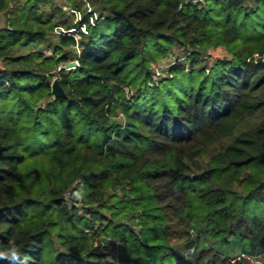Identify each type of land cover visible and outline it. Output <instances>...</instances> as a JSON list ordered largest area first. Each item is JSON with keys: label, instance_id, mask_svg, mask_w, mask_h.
<instances>
[{"label": "trees", "instance_id": "16d2710c", "mask_svg": "<svg viewBox=\"0 0 264 264\" xmlns=\"http://www.w3.org/2000/svg\"><path fill=\"white\" fill-rule=\"evenodd\" d=\"M2 13L0 264H264V0Z\"/></svg>", "mask_w": 264, "mask_h": 264}, {"label": "rangeland", "instance_id": "374dc122", "mask_svg": "<svg viewBox=\"0 0 264 264\" xmlns=\"http://www.w3.org/2000/svg\"><path fill=\"white\" fill-rule=\"evenodd\" d=\"M65 1L66 0H53L55 6H62V7L65 6ZM85 1H87V0H85ZM248 3L251 4V1H249ZM87 7L89 8V10L92 9V7L89 3H87ZM46 8H48V7H46ZM73 11L75 12V14H77L78 18L80 19L81 13L77 10H73ZM6 24H7V16L5 15V13H2V14H0V29L2 27H4ZM38 48L47 50V47L44 44L38 46ZM47 52H49V51H47ZM189 55H190L189 47L187 45L178 44V45L174 46L173 51L169 56H167L162 61L155 63L154 66L160 67L159 70H161L162 67L169 65L171 62H173V60H176V59H179L181 62L185 63V62H188V56ZM203 56L204 57H203L202 63H206V62L212 63L217 58H222L223 56H229V53L223 47L218 46V47L210 48L208 50V52L204 53ZM161 76L162 75H157L155 72L154 78H157V80H158V78H161ZM255 122H256L255 118H250L246 122H244L243 125L245 126L247 124H251V123L253 124ZM210 158H211V151L209 150L207 152V154H205L201 157V161L203 163H206L210 160ZM110 250L112 253H115V254H118V252H119V248L117 247L116 244L111 245Z\"/></svg>", "mask_w": 264, "mask_h": 264}, {"label": "clouds", "instance_id": "9594fccd", "mask_svg": "<svg viewBox=\"0 0 264 264\" xmlns=\"http://www.w3.org/2000/svg\"><path fill=\"white\" fill-rule=\"evenodd\" d=\"M21 259V249L15 240H10L6 249L0 250V260L18 261Z\"/></svg>", "mask_w": 264, "mask_h": 264}, {"label": "water", "instance_id": "95a60500", "mask_svg": "<svg viewBox=\"0 0 264 264\" xmlns=\"http://www.w3.org/2000/svg\"><path fill=\"white\" fill-rule=\"evenodd\" d=\"M76 65H77V62L73 60V61L68 62L66 64V67L70 68ZM51 87H52V92L55 97H65L66 96V93L57 78H55L52 81Z\"/></svg>", "mask_w": 264, "mask_h": 264}, {"label": "built area", "instance_id": "2783aa9c", "mask_svg": "<svg viewBox=\"0 0 264 264\" xmlns=\"http://www.w3.org/2000/svg\"><path fill=\"white\" fill-rule=\"evenodd\" d=\"M159 69H160V67H156V66H155V72H156L157 75L160 74V70H159Z\"/></svg>", "mask_w": 264, "mask_h": 264}]
</instances>
